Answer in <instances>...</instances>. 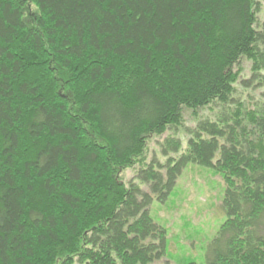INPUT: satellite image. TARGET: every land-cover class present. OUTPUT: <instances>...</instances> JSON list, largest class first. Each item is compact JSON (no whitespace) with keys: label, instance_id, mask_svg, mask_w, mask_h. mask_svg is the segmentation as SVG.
Masks as SVG:
<instances>
[{"label":"trees","instance_id":"obj_1","mask_svg":"<svg viewBox=\"0 0 264 264\" xmlns=\"http://www.w3.org/2000/svg\"><path fill=\"white\" fill-rule=\"evenodd\" d=\"M261 4L0 0V264H157L169 237L151 206L192 164L226 185L207 264H264ZM185 108L186 145L167 137L166 161L147 163L150 136L182 128Z\"/></svg>","mask_w":264,"mask_h":264},{"label":"rangeland","instance_id":"obj_2","mask_svg":"<svg viewBox=\"0 0 264 264\" xmlns=\"http://www.w3.org/2000/svg\"><path fill=\"white\" fill-rule=\"evenodd\" d=\"M34 9V8H33ZM259 25L264 22V0L258 14ZM242 79L251 77V62L244 59L240 65ZM241 98L247 97L248 105H255L260 101L261 90L244 89L237 85ZM251 94L254 100L248 95ZM218 107L200 109L198 114L203 117H214ZM185 124L182 128L169 130L163 135L153 134L148 140L145 160L149 163L153 158L161 162L166 161L162 152V143L167 137L174 136L184 140L186 145L189 138L186 128H194L197 124L193 111L185 108ZM141 163L126 168L121 176L125 182L133 180ZM148 190L147 185L144 187ZM226 185L223 177L211 168L200 165H189L178 180V185L166 203L155 200L151 206V214L155 221L165 225L168 229L169 252L167 257L175 264L187 257L193 258L200 264H207L209 245L218 235L219 230L227 219L223 209ZM164 258L157 264L167 262Z\"/></svg>","mask_w":264,"mask_h":264}]
</instances>
